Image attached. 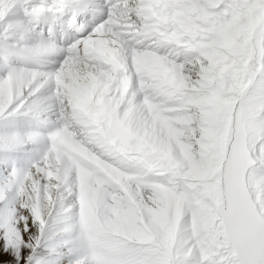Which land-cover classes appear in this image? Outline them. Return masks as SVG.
I'll use <instances>...</instances> for the list:
<instances>
[{
	"label": "snow or ice",
	"instance_id": "1",
	"mask_svg": "<svg viewBox=\"0 0 264 264\" xmlns=\"http://www.w3.org/2000/svg\"><path fill=\"white\" fill-rule=\"evenodd\" d=\"M0 264H264V0H0Z\"/></svg>",
	"mask_w": 264,
	"mask_h": 264
}]
</instances>
